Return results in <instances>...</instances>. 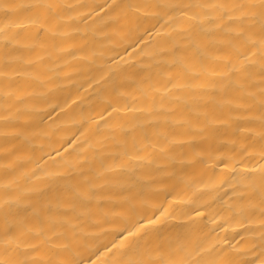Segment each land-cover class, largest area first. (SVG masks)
<instances>
[{
  "label": "bare ground",
  "instance_id": "1",
  "mask_svg": "<svg viewBox=\"0 0 264 264\" xmlns=\"http://www.w3.org/2000/svg\"><path fill=\"white\" fill-rule=\"evenodd\" d=\"M0 264H264V0H0Z\"/></svg>",
  "mask_w": 264,
  "mask_h": 264
}]
</instances>
